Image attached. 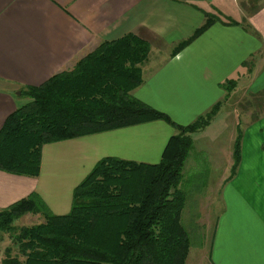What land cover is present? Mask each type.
I'll use <instances>...</instances> for the list:
<instances>
[{
  "label": "crops",
  "instance_id": "crops-1",
  "mask_svg": "<svg viewBox=\"0 0 264 264\" xmlns=\"http://www.w3.org/2000/svg\"><path fill=\"white\" fill-rule=\"evenodd\" d=\"M250 2L0 0V129L23 103L22 87L45 82L71 67L103 39L129 31L147 39L151 46L141 64L143 82L133 90L136 97L165 112L175 123L188 124L224 99L223 84L234 79L242 88L235 103L232 98L233 112L245 95L264 90V0L258 6L254 0ZM213 5L226 13L234 12L236 21L215 20L173 54V49L205 22ZM232 92L234 96V89ZM212 120L193 133L194 140L204 135L209 143H220L219 132L212 134L210 130ZM229 126L230 134L220 143V151L216 147V155L211 156L218 161L213 165L222 168L213 193L217 192L222 210L205 225L209 238L201 244L198 264H264V113L244 120L237 163L234 118ZM177 131L166 119H153L47 142L37 176L0 168V209L35 191L52 212L67 213L75 187L102 157L158 162ZM192 160H187L185 167L189 168ZM208 193L198 196L202 198L199 211L204 198L212 199V192ZM186 209L187 204L182 216ZM199 211L195 208V223H201ZM30 214L35 215L26 212L20 217ZM189 238L186 264L192 248Z\"/></svg>",
  "mask_w": 264,
  "mask_h": 264
},
{
  "label": "trees",
  "instance_id": "trees-1",
  "mask_svg": "<svg viewBox=\"0 0 264 264\" xmlns=\"http://www.w3.org/2000/svg\"><path fill=\"white\" fill-rule=\"evenodd\" d=\"M206 16L173 54L218 19ZM150 49L147 39L129 31L103 39L45 82L22 87L21 94L29 99L0 129V168L9 172L37 176L47 142L153 119H166L178 131L158 162L102 157L75 187L67 213L52 212L35 191L1 208L0 242L3 232H9L19 248L14 254L7 246L3 264H186L190 238L181 221L185 196L176 185L192 133L211 122L222 101L190 123L177 124L136 97L133 90L143 82L141 64ZM235 82L228 79L223 86ZM241 136L240 129L234 141L236 163ZM26 212H41L44 220L16 225Z\"/></svg>",
  "mask_w": 264,
  "mask_h": 264
},
{
  "label": "rangeland",
  "instance_id": "rangeland-1",
  "mask_svg": "<svg viewBox=\"0 0 264 264\" xmlns=\"http://www.w3.org/2000/svg\"><path fill=\"white\" fill-rule=\"evenodd\" d=\"M254 1L255 5L258 6V2L262 0ZM250 3H252V0ZM209 14H211V16L215 18L217 17L218 19L226 18L235 20L236 18L234 12L226 13L224 10H220L214 5L212 7V10L208 11V15ZM237 87L239 88L237 89ZM235 88L237 89L236 92ZM241 88L242 84H237V82H235L232 86H227L225 97L221 100L223 107L220 111L218 110V114L212 120L214 123L210 127V130H212V134L219 132V134L221 135L220 143L222 142L223 138H227L230 134L231 127L229 126V123L231 122L232 118H234V129L236 127L237 133H239L245 119H252L255 114H260L264 111V104H261V101H264V93L261 92V90L258 92H254L256 94L249 93L241 98L236 106L234 105V111L232 112L230 110L232 98H234L235 103L237 95L236 93L239 94L241 92ZM233 89L234 96L232 92ZM21 97H23V100L29 99V97L27 96ZM212 106L213 104L211 105V107ZM208 110H206L202 114L206 113ZM203 136L204 135H199L198 139L196 140H194L193 138V143L188 151L187 157L182 166L180 178L178 179L176 185L177 188L181 190L185 196L184 205L187 204L189 207L188 210L186 209L183 216L181 214V221L186 230L189 232L192 244L191 255L189 257L188 264L199 263L201 255V244L202 242L207 243L209 238V227H206L205 225H210L208 221L215 220L222 210V204L217 198V192L215 195H213L214 188H216L219 184L220 170L222 168L220 167V165H213V162H216L218 164V161L217 159L211 157L212 155H216V147H218V152L220 151V143L213 141L212 143H215V145H213L209 143L208 138ZM192 158V165L189 168L185 167L186 161L191 160ZM211 192L212 199L204 198V206L202 207V211H199L198 205L202 198L198 199V196L201 195L203 197L205 193L211 194ZM195 208H197V211L202 214L201 223H195ZM35 215L30 214L27 217L17 218L14 223L18 226H21L26 224H35L44 220L43 214L41 212H36ZM17 245L18 244L13 242L9 232H3V240L0 242V264H3V258L7 254V246H11L12 253H19V248Z\"/></svg>",
  "mask_w": 264,
  "mask_h": 264
}]
</instances>
